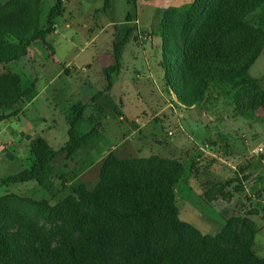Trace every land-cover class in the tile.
Instances as JSON below:
<instances>
[{"label":"trees","instance_id":"1","mask_svg":"<svg viewBox=\"0 0 264 264\" xmlns=\"http://www.w3.org/2000/svg\"><path fill=\"white\" fill-rule=\"evenodd\" d=\"M67 1H55L43 26L42 0H0V109L10 112L0 121L13 115L35 90L34 81L24 88L20 76L6 65L27 56L35 42L46 45ZM109 1L104 0L105 6ZM260 6L264 0H192L165 9L160 67L165 86L179 104L195 107L215 91L218 81L233 79L245 85L231 87L232 116L264 114V87L245 78L264 47V29L247 19ZM130 21L128 16L126 23ZM130 35L129 30L122 38L115 35L113 63L103 70L106 87L88 103L71 106L66 142L54 150L36 136L28 144L30 166L0 179V186L33 182L44 187L55 171L56 158L74 161L82 150L96 148L102 139L99 129L80 132L84 112L110 90L111 75L119 70ZM245 169L244 165L240 171ZM75 170L74 179L82 168ZM184 172L177 159L158 154L119 159L109 152L92 190L78 182L54 204L7 191L0 196V264H264V256L253 249L259 230L250 218L230 216L215 235H203L179 219L176 187ZM234 181L242 184L234 179L212 184L203 199L211 202L226 196V187Z\"/></svg>","mask_w":264,"mask_h":264},{"label":"rangeland","instance_id":"2","mask_svg":"<svg viewBox=\"0 0 264 264\" xmlns=\"http://www.w3.org/2000/svg\"><path fill=\"white\" fill-rule=\"evenodd\" d=\"M55 1L42 0L43 26ZM191 1L110 0L108 6L104 0L66 2L63 12L55 19V31L45 39L46 45L35 42L26 57L19 63L7 64L6 69L20 76L23 87L33 81L37 90L50 86L37 96L25 114L45 120L38 121L40 137L57 150L67 139L63 131L65 116L71 106L85 103L90 95L106 87L103 70L113 63L115 35L122 38L129 30L131 35L122 49L119 71L111 75L112 90L98 100L96 108L85 110V122L80 128L85 134L95 126L102 139L93 152L84 149L74 161H66L63 156L56 158L58 167L46 186L33 182L8 188L0 186V196L15 190L20 195L54 204L70 194L78 183L72 177L76 167L85 171L79 180L89 190L95 187L101 162L110 147L119 159L158 154L177 159L184 166L175 197L181 221L203 235H215L230 216L250 218L259 230L253 249L257 255L264 256V165L256 167V173L249 172L251 162H260L264 156V151L255 153L258 145H264V114L257 118L232 116L233 91L229 88L244 86L240 80L218 81L215 86H222L223 90L210 93L200 107L193 109L173 102L172 93L164 84L159 46L161 19L165 9L179 8ZM128 16L131 21L126 23ZM247 19L264 29V6ZM245 78L256 79L264 87V47ZM2 115L9 116L10 112ZM8 141L12 139L0 136V146L7 148L9 154L0 153V179L15 175L31 164L29 150L17 155ZM178 142L180 146L175 147L173 144ZM198 147L212 155L204 156L199 150L200 154ZM244 165L246 169L241 172ZM230 179L240 180L242 184L234 181L226 187V196L211 202L203 199L212 184Z\"/></svg>","mask_w":264,"mask_h":264},{"label":"crops","instance_id":"3","mask_svg":"<svg viewBox=\"0 0 264 264\" xmlns=\"http://www.w3.org/2000/svg\"><path fill=\"white\" fill-rule=\"evenodd\" d=\"M65 4H64V6H65ZM159 43L161 44L160 37H159ZM29 53L30 52H28V54ZM20 61L21 60H19L17 63H19ZM0 68H2L1 65H0ZM49 87L50 86H43L42 89L37 90V88L35 86L34 92L31 95H29L27 98H25L19 105H17L15 107L16 112L13 115H11L10 117H8L7 119H4V120L0 121V136L2 138H4V139L6 137H10L12 139V141H8L10 143V144L9 143L8 144L13 148V150L15 151L14 153L17 154V155H20L21 152L22 153L25 152L28 149L29 142L33 138H35L36 136H40V134L42 133V131L40 129H38V121L45 122V120L42 119L41 117H38V116L35 117V118H33L29 113L28 114H25V110L26 109L28 110V107H30L33 104V102L35 101V99L37 98V96L39 94L47 91ZM24 88H26V87H24ZM229 89L231 90L232 88H229ZM111 90H112V86H110V90L108 91V93ZM215 90L222 91L223 88H222V86H216L215 87ZM231 91H233V92H231V95L233 93V95H232V107H233V97H234V94H235V90L232 89ZM93 96L94 95H90L89 98L87 99V101H85V103H82V104L88 103ZM171 96H172V101L173 102H175L178 106H180L182 108H185V107H183L181 104H179L177 102V100H176V98H175V96L173 94H171ZM214 97L216 98V95ZM97 103H98V101L95 102V103H93V104H91V105H89L86 109L96 108L97 107ZM202 103L203 102L199 103L197 106L200 107L202 105ZM197 106H195V107H197ZM195 107H190L188 109H193ZM158 112H161V110H159ZM6 113L7 112H4V114H6ZM37 113H39V112H37ZM2 114H3V112L0 110V116ZM64 120L66 121V116H65ZM48 129H50V127ZM63 131H65L66 133L68 131L67 121L65 122V129ZM173 145H175V147L180 146V142L174 143ZM197 149H198V151L201 150L203 152V155L204 156L209 155V154L212 155L209 150H205L202 147H198ZM91 152H93V150H91ZM109 152H112L113 153L112 147H110L107 150L106 154H108ZM202 152L199 151L200 154ZM0 153L3 154V155H5V156H9L7 148H3L1 146H0ZM219 160H221V159H219ZM222 162H225V161L222 160ZM251 163L252 164H250L251 165L250 166L251 168L249 167V172L250 173H253L255 171V173H256V171H257L256 170V167H258L259 165L261 166L262 164L264 165V160H261L260 162H258L257 160H253ZM53 165H54V168H57L58 167V164H56L55 161H54ZM84 172L85 171L81 172V175H78L77 176L76 179H77L78 182H82L79 179L82 178V174ZM261 176H262V174H261ZM254 199H256V198L254 197Z\"/></svg>","mask_w":264,"mask_h":264},{"label":"built area","instance_id":"4","mask_svg":"<svg viewBox=\"0 0 264 264\" xmlns=\"http://www.w3.org/2000/svg\"><path fill=\"white\" fill-rule=\"evenodd\" d=\"M264 151V145L260 144L258 147L255 149V153H262Z\"/></svg>","mask_w":264,"mask_h":264}]
</instances>
